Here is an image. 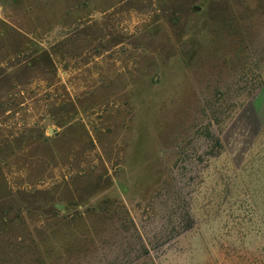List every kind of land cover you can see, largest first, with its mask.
I'll return each mask as SVG.
<instances>
[{"label":"rangeland","instance_id":"1","mask_svg":"<svg viewBox=\"0 0 264 264\" xmlns=\"http://www.w3.org/2000/svg\"><path fill=\"white\" fill-rule=\"evenodd\" d=\"M0 264H264V0H0Z\"/></svg>","mask_w":264,"mask_h":264}]
</instances>
